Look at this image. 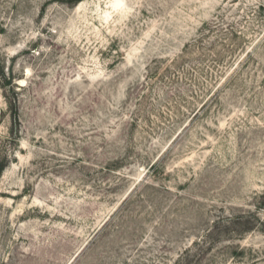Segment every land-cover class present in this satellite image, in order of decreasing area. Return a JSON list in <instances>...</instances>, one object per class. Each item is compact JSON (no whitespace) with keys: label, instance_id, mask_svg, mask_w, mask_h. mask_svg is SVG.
Instances as JSON below:
<instances>
[{"label":"rangeland","instance_id":"374dc122","mask_svg":"<svg viewBox=\"0 0 264 264\" xmlns=\"http://www.w3.org/2000/svg\"><path fill=\"white\" fill-rule=\"evenodd\" d=\"M0 172V264H264V0H0Z\"/></svg>","mask_w":264,"mask_h":264},{"label":"trees","instance_id":"16d2710c","mask_svg":"<svg viewBox=\"0 0 264 264\" xmlns=\"http://www.w3.org/2000/svg\"><path fill=\"white\" fill-rule=\"evenodd\" d=\"M1 174V172H0ZM264 228L263 221L258 218V216L254 215H240L237 217L229 218L228 220H222L218 222L217 225L214 226L212 230L208 232L207 239L213 238V232L219 236L225 235L226 237H230L232 235L238 236L242 234L249 233L251 231L257 230L258 228ZM264 232V231H263ZM215 238L208 242L209 248H212V244H214Z\"/></svg>","mask_w":264,"mask_h":264}]
</instances>
